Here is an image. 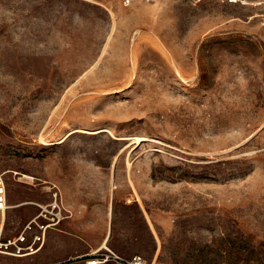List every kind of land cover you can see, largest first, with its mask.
Masks as SVG:
<instances>
[{"label": "rangeland", "instance_id": "1", "mask_svg": "<svg viewBox=\"0 0 264 264\" xmlns=\"http://www.w3.org/2000/svg\"><path fill=\"white\" fill-rule=\"evenodd\" d=\"M256 14L222 0H0V173L19 205L4 237L54 199L61 215L107 204L120 259L264 264Z\"/></svg>", "mask_w": 264, "mask_h": 264}, {"label": "crops", "instance_id": "2", "mask_svg": "<svg viewBox=\"0 0 264 264\" xmlns=\"http://www.w3.org/2000/svg\"><path fill=\"white\" fill-rule=\"evenodd\" d=\"M64 210L58 224L45 232L36 253H43L39 260L44 264H83L100 251L114 253L110 205L69 203Z\"/></svg>", "mask_w": 264, "mask_h": 264}, {"label": "built area", "instance_id": "3", "mask_svg": "<svg viewBox=\"0 0 264 264\" xmlns=\"http://www.w3.org/2000/svg\"><path fill=\"white\" fill-rule=\"evenodd\" d=\"M127 5L132 0H120ZM226 4L246 7L257 11L256 16L259 18V25L264 29V0H222ZM7 199L6 188L3 174L0 173V254L8 255L12 257H26L32 252H38L43 244L45 232L58 224L61 213L54 199L53 202L45 205L38 206L39 212L28 221L22 228V230L15 236L5 238L4 227L6 222L7 212ZM35 231V232H34ZM99 253V252H98ZM95 254L85 261L88 264V260H98L100 262L114 261L121 262V264H147L144 258L139 255H133L128 259H120L112 253ZM101 259H99V258Z\"/></svg>", "mask_w": 264, "mask_h": 264}, {"label": "bare ground", "instance_id": "4", "mask_svg": "<svg viewBox=\"0 0 264 264\" xmlns=\"http://www.w3.org/2000/svg\"><path fill=\"white\" fill-rule=\"evenodd\" d=\"M23 176V178H26V179H32L31 177H29L28 175H22ZM25 204H27V203H25ZM19 205H8L7 206V210H11V209H14V208H16V207H18ZM104 249L106 248V247H103ZM99 250V249H98ZM97 252V251H96ZM37 252H32V253H30V254H28L27 256H31V255H35ZM25 256V255H24ZM24 256H21V257H24ZM26 256V257H27ZM21 257H19V258H21ZM88 262V264H103L104 262H100V261H98V260H88L87 261Z\"/></svg>", "mask_w": 264, "mask_h": 264}]
</instances>
